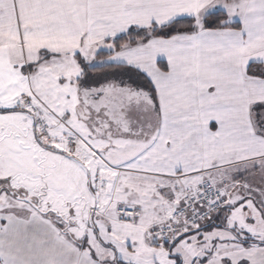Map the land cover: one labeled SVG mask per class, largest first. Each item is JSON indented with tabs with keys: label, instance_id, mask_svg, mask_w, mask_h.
Listing matches in <instances>:
<instances>
[{
	"label": "snow or ice",
	"instance_id": "obj_1",
	"mask_svg": "<svg viewBox=\"0 0 264 264\" xmlns=\"http://www.w3.org/2000/svg\"><path fill=\"white\" fill-rule=\"evenodd\" d=\"M0 264H264V0H0Z\"/></svg>",
	"mask_w": 264,
	"mask_h": 264
}]
</instances>
